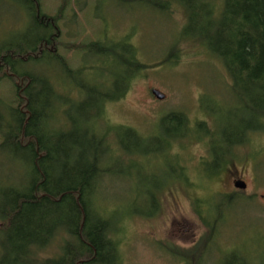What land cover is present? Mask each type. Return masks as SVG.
Wrapping results in <instances>:
<instances>
[{
  "label": "rangeland",
  "instance_id": "374dc122",
  "mask_svg": "<svg viewBox=\"0 0 264 264\" xmlns=\"http://www.w3.org/2000/svg\"><path fill=\"white\" fill-rule=\"evenodd\" d=\"M39 1L43 14L56 15L60 0ZM167 8L166 13L138 0H80L78 4L72 0L59 23L61 46L57 53L71 69L83 66L82 75L104 77L106 89L114 96L123 89L110 87L121 72L116 57L80 55L75 50L78 45L105 40L109 47L126 39L136 49V57L148 66L132 80L123 98L105 109L110 127L127 128L140 136L126 137L115 128L109 134L114 140V157L108 163L112 173L99 180L100 206L111 213L112 232H119L115 238L121 264H193V259L180 263L170 252L196 247L201 251L206 247L201 264H225L231 255L259 264L264 260V130L250 131L246 143L232 145L240 138L235 133L244 128L241 122L246 113L229 91L230 79L217 60L193 45L192 38L179 37L186 23L185 0H169ZM21 16L0 7L1 42L23 32ZM176 43L178 60L166 63ZM52 69L56 70V63L49 60L27 67L45 74ZM5 76L0 81L2 116L10 106H16L13 93L20 86L8 79V73ZM64 83L56 90L75 100L74 83L70 78ZM152 90L164 99L156 100ZM171 114L181 115L190 133L185 134L176 124H163ZM199 124L205 126L207 135L205 130L191 133ZM212 148L218 156L230 149L216 173L209 154ZM180 169L187 182L176 179ZM26 179L29 172L21 159L0 152V191L18 189ZM237 181L245 184V190L235 189ZM205 219L211 225H204ZM209 230H213L212 241L202 248ZM55 253L53 247L41 256L50 258Z\"/></svg>",
  "mask_w": 264,
  "mask_h": 264
},
{
  "label": "trees",
  "instance_id": "16d2710c",
  "mask_svg": "<svg viewBox=\"0 0 264 264\" xmlns=\"http://www.w3.org/2000/svg\"><path fill=\"white\" fill-rule=\"evenodd\" d=\"M73 1L78 4L80 0ZM134 1L137 0H130ZM138 1L169 11V0ZM189 1L185 0L186 23L179 37L189 36L193 45L224 67L230 79L229 91L246 113L241 122L244 128L235 133L240 138L232 144L238 146L248 141L250 131L264 130V0ZM71 3L72 0H60L56 15L49 17L42 13L39 0H0V7L20 12L24 22L22 33L12 40L0 41V81L8 73L9 80L20 82L13 93L16 106L10 103L6 115H0V152L21 159L29 172V179L22 180L18 189L0 191V264H121L115 238L119 232H112L111 213L99 203V180L103 174L112 173L108 163L114 157L110 135L115 127L106 123L105 109L121 100L132 80L148 66L136 57V49L126 39L123 44L109 47L105 40L78 45L75 50L80 55L116 57L121 72L110 87L123 88L116 96L106 89L104 77L82 75L83 66L71 69L57 53L61 46L59 23ZM178 49L176 43L166 63L178 60ZM44 60L56 63V70L50 74L27 70ZM67 78L74 83L75 100L56 90ZM246 118L250 119L247 125ZM162 122L176 124L178 129L186 130L185 134L190 133L179 114L168 115ZM115 129L126 137L140 136L127 128ZM196 129L191 133L205 130L208 134L204 125ZM230 149L220 156L210 149L214 173L223 166ZM183 171L176 173V179L187 182ZM204 221L207 226L208 221ZM209 232L202 248L212 241L213 230ZM53 247V257L41 256ZM205 248L170 253L172 258L181 259L180 263L193 259V264H201ZM227 259L225 264H248L245 258L231 255Z\"/></svg>",
  "mask_w": 264,
  "mask_h": 264
},
{
  "label": "water",
  "instance_id": "95a60500",
  "mask_svg": "<svg viewBox=\"0 0 264 264\" xmlns=\"http://www.w3.org/2000/svg\"><path fill=\"white\" fill-rule=\"evenodd\" d=\"M151 95L158 101H161L164 99V95L161 94L160 92L156 91V90H152ZM234 187H235V189H238V190H245L246 186L243 182L237 181L234 183Z\"/></svg>",
  "mask_w": 264,
  "mask_h": 264
},
{
  "label": "flooded vegetation",
  "instance_id": "af4514ba",
  "mask_svg": "<svg viewBox=\"0 0 264 264\" xmlns=\"http://www.w3.org/2000/svg\"><path fill=\"white\" fill-rule=\"evenodd\" d=\"M242 182V181H241Z\"/></svg>",
  "mask_w": 264,
  "mask_h": 264
}]
</instances>
